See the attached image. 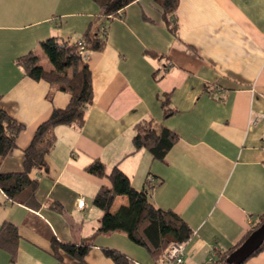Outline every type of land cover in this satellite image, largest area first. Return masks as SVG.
Returning <instances> with one entry per match:
<instances>
[{
	"label": "crops",
	"instance_id": "crops-1",
	"mask_svg": "<svg viewBox=\"0 0 264 264\" xmlns=\"http://www.w3.org/2000/svg\"><path fill=\"white\" fill-rule=\"evenodd\" d=\"M98 14L93 0H0V104L25 125L2 172L23 170L38 126L71 100L25 76L17 59L35 51L53 69L41 42L54 35L76 40ZM120 16L111 22L106 49L87 56L94 101L85 125L56 128L50 172L37 174L40 208L5 203L0 193V231L8 221L21 235L16 261L0 247V264H78L68 255L60 263L51 237L81 243L100 225L103 213L93 199L111 182L85 170L95 158L109 170L119 165L137 189L154 178V204L178 213L194 231L183 264H212V255L237 246L264 215V0H179L177 34L155 0H135ZM166 94L178 112L164 120ZM145 120L180 135L167 163L146 149L134 151L136 125ZM128 202L118 197L112 211ZM104 248L121 251L131 264H157L123 232L98 235L87 263L115 264ZM246 264H264V249Z\"/></svg>",
	"mask_w": 264,
	"mask_h": 264
},
{
	"label": "trees",
	"instance_id": "trees-1",
	"mask_svg": "<svg viewBox=\"0 0 264 264\" xmlns=\"http://www.w3.org/2000/svg\"><path fill=\"white\" fill-rule=\"evenodd\" d=\"M93 1L99 6V14L82 36L76 40H65L54 35L41 42L44 55L53 65V69H46L41 64V56L35 51L17 59V64L25 76L35 81H47L51 85V92L65 91L71 95V100L64 108H54L50 117L38 126L30 145L24 151L23 170L6 173L1 171L2 160L17 147L18 137L24 131L25 125L11 116L0 104V193L5 195V203H19L38 210L41 205L37 200L40 183L37 174L50 172L49 155L58 139L56 128L62 125L82 128L87 121L89 108L94 101L93 72L87 56L91 52L106 49L112 20L122 17L119 11L135 0ZM155 2L170 31L177 34L179 0ZM146 19L151 21L148 17ZM157 54L156 52L155 55ZM168 68L169 66H165L162 72H156L157 79L164 77ZM206 89L214 92L211 84H207ZM165 96L161 98L164 120L178 112V109L172 106L169 95ZM49 97H52L51 93ZM179 139L177 132L164 125H158L153 120H145L136 125L132 141L134 151L146 149L155 160L167 163L166 156ZM85 170L95 176L106 177L111 182L110 186H102L93 199V204L103 213L102 219L92 236L83 239L81 243H68L60 241L54 235L51 237V253L60 263H63L64 256L68 255L76 259L78 264H88L86 257L94 247L95 238L100 234L125 233L132 242L146 249L157 264L163 262L171 245L188 243L193 237V229L182 216L154 204L150 194L155 186L150 180V186L137 189L119 165L109 170L100 158L93 159ZM120 196L127 197L129 202L113 212L112 207ZM48 206L58 212L63 211L62 204L58 202L50 201ZM263 223L264 215L237 246L216 253L212 264H229L227 259L230 254ZM20 238L16 225L8 221L3 224L0 231V247L9 251L12 261H16ZM263 249L264 244L251 257ZM103 252L115 264L132 263L126 254L117 249L104 248Z\"/></svg>",
	"mask_w": 264,
	"mask_h": 264
},
{
	"label": "water",
	"instance_id": "water-1",
	"mask_svg": "<svg viewBox=\"0 0 264 264\" xmlns=\"http://www.w3.org/2000/svg\"><path fill=\"white\" fill-rule=\"evenodd\" d=\"M264 244V223L246 241L232 252L227 259L229 264L245 263Z\"/></svg>",
	"mask_w": 264,
	"mask_h": 264
},
{
	"label": "built area",
	"instance_id": "built-area-1",
	"mask_svg": "<svg viewBox=\"0 0 264 264\" xmlns=\"http://www.w3.org/2000/svg\"><path fill=\"white\" fill-rule=\"evenodd\" d=\"M122 14V10L119 11ZM151 183L154 181L153 177H150ZM86 206V200L84 198L78 199V207L83 209ZM186 248L185 244H173L167 251L165 258L161 264H183L185 261ZM213 261V258L210 259Z\"/></svg>",
	"mask_w": 264,
	"mask_h": 264
},
{
	"label": "rangeland",
	"instance_id": "rangeland-1",
	"mask_svg": "<svg viewBox=\"0 0 264 264\" xmlns=\"http://www.w3.org/2000/svg\"><path fill=\"white\" fill-rule=\"evenodd\" d=\"M185 248H186V243H185ZM213 257H215V256H214V255H212L210 259H212ZM213 260H214V259H213ZM212 262H213V261H212Z\"/></svg>",
	"mask_w": 264,
	"mask_h": 264
},
{
	"label": "bare ground",
	"instance_id": "bare-ground-1",
	"mask_svg": "<svg viewBox=\"0 0 264 264\" xmlns=\"http://www.w3.org/2000/svg\"><path fill=\"white\" fill-rule=\"evenodd\" d=\"M86 207V206H85Z\"/></svg>",
	"mask_w": 264,
	"mask_h": 264
}]
</instances>
